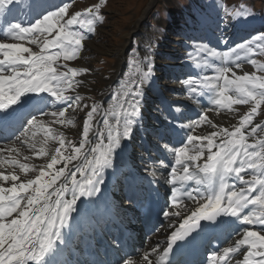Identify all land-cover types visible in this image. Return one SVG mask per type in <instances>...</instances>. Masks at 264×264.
I'll return each instance as SVG.
<instances>
[{
    "label": "snow or ice",
    "instance_id": "6c2138e0",
    "mask_svg": "<svg viewBox=\"0 0 264 264\" xmlns=\"http://www.w3.org/2000/svg\"><path fill=\"white\" fill-rule=\"evenodd\" d=\"M14 4L15 0H0V9L5 6L11 8ZM69 7L66 3L55 12L48 11L30 27H22L19 23L8 24L5 35L11 34L17 41L31 36L30 43L37 45L40 50L33 51L21 42H0V55L3 56L0 60V109L11 110L9 106L17 105L26 93L49 92L56 101L65 102L67 107L51 113H43L40 110L41 115L55 118V123H71L66 113L70 109L74 111L72 105L83 101L84 97L65 93L68 90L75 91L74 86L79 84L76 77L88 70L68 67L65 64V71H60L54 64L61 58L65 61L75 59L82 46L85 36L80 32L69 31L71 25L79 23L91 31L94 21L102 20L103 17L99 14L100 4L85 8L83 13L77 11L66 16ZM82 15L91 18L79 19ZM45 34H51V38ZM49 49L59 51L50 53ZM200 50L206 51L210 57L223 60L225 65L231 63L239 68L241 52L245 53V58L248 59L252 54L264 55V34L253 36L243 44H237L229 52L218 53L203 47ZM233 56L234 60L231 59ZM145 60H149V57L146 56ZM250 62L259 71L264 72V64L254 59ZM136 68L141 72L139 83L136 80H125L120 93L113 97L116 103L109 104L108 108L104 109V127L98 128L94 133L98 134L99 139L91 147L90 155H86L89 151L86 148L89 143L88 136L92 131L93 118L101 107L95 102L83 122L84 138L80 140L79 147L73 148L72 155L66 157L61 154L65 144L71 145V141H66L62 133L58 134L49 127L45 129L43 143L46 144L50 138L57 141L60 147L56 148V154L52 156L50 163L40 166L39 174L34 179L21 180L13 171H8L7 174L0 171V181L11 182V187L0 185V264H49L46 257L55 249L56 241L61 239V229L68 223L77 200L80 197H91L101 191V185L105 182L104 170L112 167L114 151L121 146L122 137L128 138L133 132V124L140 111V101L137 99L141 95L140 85L147 82L151 76L150 61L147 64L148 71H142L139 65H136ZM214 71V77L205 76L185 83L214 91L216 95L211 102L216 106V110L228 109L234 112L233 105H248V111L240 116L238 125L231 126V130L213 124L207 115H201L198 120L186 126L195 128L207 123L216 131L207 136L194 137L189 134L187 140L192 147L185 145L174 149L176 165L182 166V174L177 167H172L169 181L172 185L171 207L169 210H162V214L165 220L181 217L182 223L172 232L162 253L157 254L155 247L144 253L143 264H168L167 256L173 242L185 237L192 239L189 234L201 219L216 220L224 214L236 217L237 220L242 217L243 222L249 225H264V121L259 124L253 122L254 117L264 113V75H257L255 71L236 75L228 66H219ZM228 73L232 74L231 78ZM190 91L196 92L197 89L190 88ZM112 120H115V123H112ZM44 124L42 118L33 116L29 127L25 128L16 140L27 143L35 150L36 144L31 142V137L36 135L33 130L43 128ZM258 135L259 139L256 138ZM217 138L219 143L216 142ZM249 138L252 143L248 142ZM205 148L206 162L197 163L204 155ZM6 150L10 157L13 153H19L15 146H9ZM3 151L0 149V167L18 163L14 158L5 160ZM35 154L45 156L47 152L41 147ZM78 156L84 157L85 163L83 166L77 165L75 172L67 171L66 167L53 170L54 165L61 160L67 164ZM45 167L49 171H44ZM19 169L27 174L33 170V166L20 163ZM77 173L80 174V180L76 178ZM245 174L249 176L248 179H245ZM61 177L64 182L49 192ZM230 178L238 180L244 186L237 189L234 184L229 183ZM187 181H194L197 187L185 188ZM67 195H70L71 199L65 198ZM184 197L197 206L191 210L185 207ZM249 205H258L259 211L244 215L242 210ZM224 223L219 220L214 227H222ZM242 245H247L248 251L244 254L243 261H238L237 264H264V251H261L264 249V235L247 228L233 245L223 248L219 254H214L211 264H229L231 254L236 253ZM153 254H157L154 262L150 259ZM121 259L123 264H135L131 259ZM117 264H120V261H117Z\"/></svg>",
    "mask_w": 264,
    "mask_h": 264
},
{
    "label": "rangeland",
    "instance_id": "374dc122",
    "mask_svg": "<svg viewBox=\"0 0 264 264\" xmlns=\"http://www.w3.org/2000/svg\"><path fill=\"white\" fill-rule=\"evenodd\" d=\"M32 0H19L21 4L24 6H29ZM37 4L45 5L53 3L52 0H35ZM201 4H199V2ZM65 0L64 4H69L70 7L66 16H70L79 10H84L85 8H91L96 4H100V15L103 17L102 20H95L94 25L91 31H88V34H82L85 36V39L82 41L81 50L78 52L77 56L73 60H63L69 64L74 66H78L80 68H86L88 71L86 73H81L78 77L79 84L75 85V91L68 90L65 94L70 95L71 93L79 94L84 97L83 101L78 104L72 105L74 111L71 109L66 113L71 119V123L59 124L55 123L53 117L50 116H42L38 118H42L45 121L43 128L34 129L36 135L31 137V142L36 144L35 150L29 147L26 143V146H21L19 142L12 141L6 144L7 147L15 146L19 149L20 155L17 158L12 155V159H16L18 161L15 165H10V168L16 169L18 173H20L21 180L32 179L35 175L39 174V169L41 165H47L51 162V158L54 154H56V148L60 147L57 141L52 139H48L47 143H43L45 140L46 132L45 129L51 127L52 125L54 129L57 130V133L63 134V138L66 141H71V145L65 144L64 149L62 150V154L64 156H70L73 154V148L79 147V142L83 139V122L87 118V112L91 110L90 104L99 103L100 111L94 116L92 123V130L97 129L98 126H103V117L101 120L100 114L102 107L104 109L108 108L109 104H115L116 102L113 99L108 101V96L112 91L115 92L114 88L116 83H112V80L116 78V74L119 70L122 69L120 78L124 77L125 80H136L139 83L141 72L137 71L136 65H139V68L146 72V63L144 61V56L148 57L146 51L151 49V56L154 60H146L147 63L151 62L152 66L157 62V69L155 72H158L162 75L160 76V82L165 83L162 91L169 98L180 99L179 102L190 104L192 101V96L184 95L186 94V90L175 89V92L171 91L173 85L175 86V81L182 82V79H176V76L171 77L172 70L176 67H179L183 72H188V60L193 58L192 55L189 54L188 48L183 46V42L187 41L190 43H194L192 39L193 29L199 31L203 34L206 27L212 30L213 35H216L218 41L223 39L221 32L217 33V27H222L223 32L228 33L233 28L239 30L241 28L252 27L255 25V32L247 34L243 36L239 41H233L228 43L231 48H235L237 44H243L245 41H249L253 38V36H259L264 34V0ZM189 14L190 18L185 20L184 15ZM91 18L88 16L87 19ZM36 19L34 18L30 21V24L34 23ZM187 22H191L193 27H190ZM260 25V26H259ZM262 25V26H261ZM214 26V27H213ZM260 27V29H257ZM226 30V31H225ZM2 34H0L1 36ZM48 38H51V34H45ZM39 36V35H38ZM188 38V39H187ZM1 42L3 41L0 39ZM13 39L9 42H12ZM192 41V42H191ZM30 45V44H29ZM134 45H138L136 49H134ZM149 45V46H148ZM204 43H202V47ZM37 45H31V49L36 51ZM254 52H255V46ZM129 48L132 49V52L127 53ZM146 54V55H145ZM1 56V55H0ZM122 56V58H121ZM3 58V56H1ZM231 59H235V57H231ZM254 59L258 61L260 64H264V55L262 54H252L250 59L245 58V53H240V67L237 68L235 64H230V67L236 70L238 75L244 74V72H250L252 70L256 71L258 75H264V72L259 71L256 67L251 64V60ZM125 65L122 66V61ZM216 60H219L217 58ZM122 67V68H121ZM217 68V67H216ZM253 72V71H252ZM231 78L232 74H228ZM204 75L203 77H205ZM182 77V76H181ZM123 81V79H122ZM121 84L116 85V95L120 93ZM147 88V94L151 98L147 100V108L155 111V106L159 108V103L155 100L157 96L155 91L150 85L149 80L147 82L141 84ZM135 87V85L133 86ZM162 87V86H159ZM111 89V90H110ZM110 90V91H109ZM145 90L141 88V95H145ZM168 94V95H167ZM231 94V93H230ZM115 95V94H114ZM114 95H112L114 97ZM216 93L214 92V96ZM111 96V97H112ZM105 97V98H104ZM194 101L200 106V111L205 110L208 111L204 107V98H196ZM173 100V99H172ZM140 101L139 108L143 105V101ZM103 105V106H102ZM236 106L234 112L229 111L228 109H220L218 110L222 115L223 120L216 116L212 115L213 124L218 123L217 126H225L231 127L234 122L233 120H238L241 114L248 110V105H233ZM67 107V106H66ZM59 103H52L48 105V108L44 113L58 112L64 108ZM180 109L179 114L183 119H188V115L185 116L184 112H182V108L179 106H175ZM36 108V107H35ZM34 108V109H35ZM172 108L169 112L157 110L153 112L154 115L158 114L160 116L159 120L156 121L155 125H150L152 129H156V124L158 122L162 123L163 117L170 116L172 113L175 114V109ZM160 109V108H159ZM204 111V112H205ZM213 114L218 113L216 110L211 109ZM143 114V113H142ZM183 114V115H182ZM205 114V113H203ZM208 117L211 115L206 114ZM224 115V116H223ZM143 116L148 118L147 115L143 114ZM257 117L264 121V113L257 115ZM199 116H195L192 120H198ZM220 118V119H219ZM99 119V120H98ZM230 121V123H227ZM97 120V121H96ZM220 121V122H219ZM164 122V121H163ZM215 122V123H214ZM112 123H115V120H112ZM257 123V122H254ZM163 124V123H162ZM200 125V130L205 131L199 135L203 136L208 131H216L210 125ZM95 125V127H94ZM226 125V126H227ZM148 130L151 128L149 125H146ZM227 127V128H228ZM65 130V131H64ZM190 133L189 127L186 129ZM161 130H159L160 132ZM156 131H154L155 133ZM92 131L89 132V136ZM153 133V134H154ZM247 133V132H246ZM152 134V135H153ZM247 135V134H246ZM206 136V135H204ZM153 137V136H152ZM154 138V137H153ZM122 139H124L122 137ZM16 140V138L14 139ZM79 140V142H78ZM90 140H94L90 137ZM125 140V139H124ZM123 140V141H124ZM250 140V138H249ZM138 141V140H137ZM122 142V140H121ZM219 142V138L217 141ZM191 148L192 145L188 144ZM140 143L137 142V148L140 149ZM7 147H5L7 149ZM41 147L45 148L47 155L38 156L35 153L40 150ZM87 148V145H86ZM91 149V148H90ZM136 149L135 146L131 147V156L136 153L137 156L141 157L137 152L140 150ZM18 153V154H19ZM16 154V153H15ZM143 155V152H140ZM129 156V159L131 158ZM146 156V155H145ZM144 156V158H145ZM28 157V159H25ZM81 156H78L76 160H71L65 164V162L60 166L66 167V170L69 171V165L72 162H77ZM143 158V162H144ZM175 164L173 158H170ZM138 161V165L134 166L135 170L142 172L145 168V165L142 164L141 161ZM159 162V161H158ZM20 163H26L30 166H33V170L29 171L27 174L23 173L19 169ZM125 162H121L123 164ZM160 163H162L160 161ZM130 164V163H127ZM145 164V163H144ZM5 166V165H4ZM177 169L182 172V168L179 165H176ZM10 171V170H9ZM172 171V169H170ZM125 173L127 171H124ZM165 178H167L168 172H163ZM166 174V175H165ZM142 177V176H141ZM171 180V177H170ZM8 184V183H7ZM123 199V198H122ZM121 199V200H122ZM118 201H116L115 208L117 209ZM171 207V204L169 205ZM119 208V206H118ZM120 209V208H119ZM118 211V210H117ZM15 215V214H14ZM136 215L138 213L136 212ZM240 231V230H239ZM236 235L237 232H233ZM237 239L240 237V234ZM235 241L234 236L231 237L227 241L228 245H230L231 241ZM246 245H242L240 247L239 254L236 258H239L242 250L245 254L248 250H246ZM49 264L53 263V259H47ZM237 261L229 262V264H234Z\"/></svg>",
    "mask_w": 264,
    "mask_h": 264
},
{
    "label": "bare ground",
    "instance_id": "6f19581e",
    "mask_svg": "<svg viewBox=\"0 0 264 264\" xmlns=\"http://www.w3.org/2000/svg\"><path fill=\"white\" fill-rule=\"evenodd\" d=\"M22 9H23V7L17 5V0H15V4L12 5L11 8H8L7 6H5L4 9H0V16H2L1 12H3V11H8V14L11 15V12H20V13H22L23 12V11H21ZM35 9H37V8H35ZM8 21H9V19H6L5 21L0 19V27H2V26L4 27V25H5V27L3 28L4 31H6V29H7V25L9 24ZM22 24L23 25H27L26 20H24L22 22ZM219 29L222 31L221 35L223 37V40H226L228 38V41H226V42H232L234 40H239V39L243 38V36H245L246 34H249L251 30H255V27L253 26V28H244V29H239V30H235L234 29L232 31H229L228 33L223 32L222 27L219 28ZM195 40L199 41V39H197V38ZM25 41L23 43L24 46L31 48V45H29V43L25 42ZM2 43H15V41L13 39L12 42L8 41V42H2ZM197 45L201 46L202 44H197ZM203 46H206L205 42H204ZM223 48L226 50V47H223ZM211 50H215V49H213L212 46H211ZM226 52H227V50H226ZM221 53H222V51H221ZM1 56H0V60L3 59ZM121 58H122V56H121ZM211 69H213V67ZM233 71L236 73V75L240 74V73H237L236 70H234V69H233ZM182 73H183V71H177V72H174L172 74L173 76H174V74H176V75H178V77L180 75L186 77L184 79V81H182L181 83L175 81L176 90L177 89H179V90L185 89L186 90V94H184L185 96L188 95L187 93L189 91V92L192 93L194 98L198 99L197 91L199 89L195 87L197 89L196 92L190 91V88H192V85H188V84L185 83V81H187L189 78H187L186 74H182ZM197 79H199V78H197ZM4 87L6 89L7 85H5ZM172 101L175 102V106H179L180 107V104L177 102L178 99H174L173 98ZM194 103H195L193 105L194 107H197L196 105H199L196 102H194ZM36 106H39V105H36ZM172 108H176V107H171V109ZM179 111H180V109L176 108L175 109V115H180ZM204 111L205 110H202V112L205 113L204 115H206V114L210 115V113H209L210 111L209 110L205 111V112ZM182 112H183V109H182ZM189 114L190 115H188V117H189L188 119H183L184 120L183 124H184V128H185L184 134H183V138L186 140V142H185V144H182V145L181 144L175 145L177 138L174 137L171 134V132L167 133V128H166V126L164 124H162L161 122H158V124H156V129L158 130V132H157V137L158 138L156 139V142L160 143V144H163L162 147L167 146V149L170 151V152H168V153H170L169 154L170 158H173L174 161H175L174 149L181 148V147H184L185 145H188L189 142L187 140V137H188L189 134L195 136L194 132H195V128L196 127L195 128H190L189 127L190 133L186 130L187 129L186 126L187 125H191L193 123L192 119L196 116L194 114L192 115L191 113H189ZM216 115L223 120L222 116L219 113H215L213 116H216ZM138 116H139V119L137 120ZM138 116L135 118V123L133 124V128L141 130L142 133L145 132L143 130H147L148 131V128L146 126L144 127L142 125V122H141V119L142 118L146 119V117L143 116L141 111H139V115ZM159 118H160V116L158 117V119ZM166 120L171 121V118H169L168 115L167 116L164 115L162 122L163 121L165 122ZM227 123L228 124L230 123V121H228V119H227ZM215 125H218V123H215ZM226 125L227 124H225V126H222V127H226L227 128L228 125L227 126ZM98 128H103V126H98L97 129ZM159 130H161V131L159 132ZM161 132L163 133L164 136H163L162 139H159V134ZM209 134L210 133L208 131L204 135L207 136ZM245 134H247V133H245ZM142 136L143 137L141 139V142H142V144L143 143H147L146 144V147H148L147 152L143 151V150H140V152H143V155H142V154H140V152H138L136 150V152L141 157L137 156L136 153H134L131 156L130 155L131 154V147L132 146L136 147V141L130 142L129 141V137L125 138V140L121 142V146L119 148H117L114 151V153H113L112 167L107 168V171L104 173V181L105 182L102 185H106L107 187H110L111 191H115L116 190L117 194H118L116 201H118V199L121 198V193H122L121 192L122 191L121 186L123 188H125L126 184L123 185L121 177L118 176L119 174L117 175L116 170H114V168H113L115 163L124 162V161L120 160L117 157V155L121 154V155H123L122 157L131 156V158L127 162L123 163L122 165L124 167H128V168L133 169V170H135L134 166L138 165V161L137 160H132V159L137 157L138 160L141 161L143 165H145V168H144V170L142 172H139L138 170H135L139 175L135 176L133 178L135 179V181H136V178H137V180L144 181L145 182L144 183L145 188L151 187L153 189H155V188L158 189L159 192H161V193L165 192L167 194L166 195V200H165V204H166L165 208H166V210H169L170 209L169 205L171 204V196H172V192H171L172 185L169 183V181H170V177H171V173H172V171H170V169H172V168L171 167L168 168L167 166H165L163 161H162V163H160V159H159L160 156L157 154V151L155 149L154 143H152V141L148 137H146L144 135H142ZM98 139L99 138H96L95 140H90L89 141V143L87 144V149L89 151H88V153H86V155H90L91 154L90 153V150H91L90 148L97 142ZM170 140H172V142H169ZM105 143H107V139H105ZM170 143H173V145L170 146L169 145ZM197 143H199V141H197ZM205 143H206V141H205ZM6 144L7 143L0 144V147H7ZM18 146L19 145L17 144V148H18ZM62 155H64V154H62ZM145 155L146 156L154 155L153 161L149 162V161L144 160V162H143L142 160H143ZM206 156H207V149L205 148L204 155L201 157V159L199 161H197V163L203 164L204 162H206ZM64 162H65L64 160H61L59 163L54 165V169L53 170H58L60 168V166ZM84 163H85V159H84V157L81 156L77 162L70 163L69 172H75L77 165L83 166ZM127 163H130V164H127ZM172 164H174L176 166V164L173 161H172ZM9 166L10 165L3 166L2 170H4L6 173H8L9 170L13 171L14 174H16V175H18L20 177V173H18L16 169L10 168ZM179 167L182 168L181 165H179ZM44 171L47 172L49 170L47 169V167H45ZM163 172H168L169 173V174H167L168 175L167 178H165ZM153 173H154V175H153ZM109 176H111V178H109ZM247 177H249V176L247 175ZM76 178H77V180L81 179L79 173H77ZM62 182H64L63 177H61V179L59 181H57V183H56V185H55V187L53 189H49V192L54 191V189L59 187ZM0 185H3L4 187H6V185H10V187H11V183H8V184L7 183H4V184L0 183ZM195 187H193V188H195ZM97 194L98 193H96L95 195H93L91 197H80L77 200V203L74 206V211L69 215L68 223L61 229V239L56 241V247H55V252L54 253H58L57 258H59V261L56 262L55 259H57V258H52L51 255H53V253L49 254V256L46 257V259H49V258L53 259V263L52 264H68L69 261H70V263H72L78 258L79 252H78V250L76 248V246L78 245V241L77 240H75L72 244H70L67 249L65 248V245H66L65 242L62 245H60V243H62L63 239L67 240V238H69L68 233H66L67 226H71L72 224H77V222L79 221V217H83L88 224H90V223L95 221L93 218H91L89 215H87V210H86V208L84 206V201L85 200L93 201V202H95L98 205L100 199H97ZM65 198L71 199V196L67 195ZM138 200L139 199L137 198L135 201H138ZM183 204H184L185 207L189 208L190 210L197 206L193 201L188 200L187 197L183 198ZM119 208H118V206H117V209L115 208V212H116V215H117L118 219L120 221H122L125 225L132 227V230L134 232H136V234H137V240H138V243L136 244L134 250L132 251L133 252L132 256H128V255H126V253H124L123 254V259H131V260H133L135 262V264H143V255H144V253L145 252H150L153 247L157 248V254H159L160 248L163 245V243H164L168 233L170 232V230H174L177 225L181 224V219H180L181 217H170L168 220H165L163 218V219H161L160 221L157 222L156 230L151 235H144L142 233V231H141L142 218L144 217V215L141 212V210H137L135 207L126 208V207L123 206V208H125V209H130V211L127 212V215H124L122 207L119 206ZM257 211H259V207H258V210L247 208L246 212H244L243 214L244 215H248L250 212L255 213ZM136 212L138 213V215H136L137 219H136V221H134L133 220V218H134L133 214L136 213ZM229 219H230L231 222H235L233 224L240 225L241 232H243L244 229L247 228L250 231H256V232H259L261 235H264V225H249V224H247V226L244 227V224H246V223L243 222V218L242 217H241L240 220H237L236 217H232V216L229 215ZM102 225H104V224H102ZM77 228H80V227H77ZM234 229H236V227L231 228L230 232L233 231ZM221 230H222V227L219 229V231L221 232ZM241 232H240V234H241ZM171 234H170V236H171ZM191 237H192V239H189V237H185L183 240H180V241H182L183 244H185L186 246L190 245V246H192L195 249H200V244L204 243L203 237L199 236L198 240L196 238H194V236H191ZM246 250H248V248ZM261 251H264V249H261ZM157 254H153L150 257V259L153 262L156 260ZM242 255H244V253H242ZM236 261L237 262L238 261H243V258L240 257ZM237 262H235L234 264H237ZM29 264H32V262H29ZM85 264H90V263L86 262ZM121 264H123V260H122ZM203 264H211V253H209L207 260Z\"/></svg>",
    "mask_w": 264,
    "mask_h": 264
}]
</instances>
